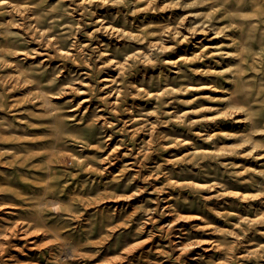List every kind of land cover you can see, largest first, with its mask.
Returning a JSON list of instances; mask_svg holds the SVG:
<instances>
[{
  "label": "rangeland",
  "instance_id": "obj_1",
  "mask_svg": "<svg viewBox=\"0 0 264 264\" xmlns=\"http://www.w3.org/2000/svg\"><path fill=\"white\" fill-rule=\"evenodd\" d=\"M26 1L31 36L0 10V264H264V0Z\"/></svg>",
  "mask_w": 264,
  "mask_h": 264
},
{
  "label": "bare ground",
  "instance_id": "obj_2",
  "mask_svg": "<svg viewBox=\"0 0 264 264\" xmlns=\"http://www.w3.org/2000/svg\"><path fill=\"white\" fill-rule=\"evenodd\" d=\"M0 10H2L1 12L2 13H4V12H7L8 14H9V18L8 19H4L3 21L5 22V23H7V29H5V31H6V33L7 34H10V33H12V31H11V29H9V27H10V25L12 24V23H15V20H17L18 18L17 17H21V16H24L25 14H27V16H26V18H28L29 20H28V24L26 25V30L25 31H27L28 32V34L31 36V32H32V34H34V33H36V32H39L40 31V29H38V27H39V24H40V22H41V20H40V17L39 16H37V17H35L34 15H33V12H35V9H34V7H31V3H28L26 0H0ZM99 20V19H98ZM14 24H12V26H13ZM99 28H100V30H102V31H104V32H106L107 34H109V35H116V34H118V32H120V31H122V29L120 28V27H117V26H115V25H112V24H109V23H105V22H101V24L99 25ZM209 29H208V24L207 23H203L202 24V26L200 27V28H198L197 29V32H205V31H208ZM42 33H43V31H41ZM14 38V37H13ZM183 39H186V38H183ZM49 44H50V46H54L57 50H56V52H58V54H62V55H68V49H65L64 47H61V45H60V43H59V38H58V36H56V35H54V36H52V37H50L49 38ZM156 44L157 43H159V42H155ZM262 43V42H261ZM4 49H2V50H4V52H17V51H21V52H25L26 51V53H28V54H31V51L29 52L28 50H27V48H19V47H17L16 45H15V41H12V42H5L4 43ZM42 51H40V53H41ZM134 54H138V51H137V53L136 52H134V53H130L129 54V57H128V59H130L131 57H133L134 56ZM47 57L45 58V59H43L44 61L47 59V58H49L51 55L50 54H47L46 55ZM115 61V62H114ZM108 62L109 63H113V64H115V66H116V69H121V67H123V66H125V65H123V63L122 62H119V61H116V60H114V58L113 59H110L109 57H108ZM113 78H109L108 76H104L103 78H102V80L103 81H109V80H112ZM108 84V83H107ZM112 92H110V93H107L106 95H105V99H103V101H104V103L105 104H108L109 103V101H110V103H112V104H114V103H116V99H117V97H115L114 99L112 98V96L111 95H113V94H111ZM109 95H110V97H109ZM109 100V101H108ZM91 101V98H84L83 100H81L80 101V103L77 105V107H76V109H81L83 106H84V104H86V103H89ZM48 105L50 106V108H55V105H54V103L53 102H51V101H49L48 102ZM88 105H90V104H88ZM89 107V106H88ZM102 107V106H101ZM103 109V108H102ZM100 117H102L101 119H102V123L104 124V125H107L108 123H109V120L107 119V117L106 116H104V114L102 113V114H100L99 115ZM135 119H132V121H134ZM132 131L133 132H136L137 131V128H133L132 129ZM151 133H152V131H151ZM109 134V133H108ZM209 136L211 135V133H209L208 134ZM111 138V135L109 134L108 135V139H110ZM117 149V148H116ZM198 150L197 149H195L194 150V152H197ZM209 151V150H208ZM208 151H203V153H202V155H208L209 153H207ZM114 152H116V150L114 151ZM212 186H214L215 185V183H212L211 184ZM154 219V218H153ZM259 219V215H257L256 214V217L254 216V218H251L250 219V222H255V221H257ZM13 229H14V227H12ZM11 228V229H12ZM21 229V228H20ZM25 231V230H24ZM23 235V234H22ZM15 236V235H14ZM24 237L26 236V235H23ZM20 237V236H19ZM26 238V237H25ZM28 239V238H27ZM23 240V239H22ZM30 240V239H29ZM26 241V240H25ZM10 242H12V241H10ZM14 243V242H13ZM32 244V243H31ZM34 245V244H33ZM211 246H213V245H216V242H212L211 244H210ZM10 246V245H9ZM8 246V247H9ZM4 250V247H2L1 245H0V252H2ZM8 250V249H7ZM6 250V251H7ZM69 253H70V255L71 256H69V257H76L77 256V252H76V250L74 249V248H72V249H70L69 251H68V255H69ZM5 256V255H4ZM66 256V255H65ZM68 257V256H67ZM2 258V257H1ZM0 258V259H1ZM4 258V257H3ZM33 264V263H32Z\"/></svg>",
  "mask_w": 264,
  "mask_h": 264
}]
</instances>
